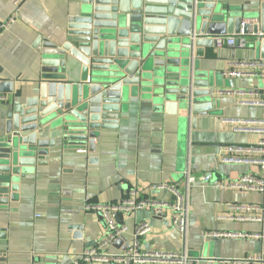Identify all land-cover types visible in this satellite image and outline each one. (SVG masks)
Masks as SVG:
<instances>
[{
  "label": "crops",
  "instance_id": "1",
  "mask_svg": "<svg viewBox=\"0 0 264 264\" xmlns=\"http://www.w3.org/2000/svg\"><path fill=\"white\" fill-rule=\"evenodd\" d=\"M78 2L24 0L14 7L13 0H0V22L14 18L10 27L0 32V82H11L13 90L11 95L1 94L6 102H0V120L10 100L21 101L34 93L41 43H60L67 19ZM253 18L258 19L256 15ZM237 60L255 59L252 51L226 46L205 48L203 58H193L199 70L220 73L223 89H233L232 97L220 95L217 115L198 118L196 129L188 130L186 135L178 133L174 119L158 115L150 100L138 97L122 106L115 129L100 132L94 152L84 147L63 149L60 141H56L55 147L47 150L43 166L23 170L25 175L19 180L17 191L10 194L13 200L0 212V264H73L76 255L96 247L105 234L101 214L86 211V204L114 205L131 199L132 192L140 200L168 202L170 194L152 193L147 188L172 183L182 191L183 172L187 168L195 182L189 188L186 235L171 225L169 213L160 216L150 210L128 215L116 213L118 220L114 221L125 225L127 231L120 236L121 245L117 248L112 244L108 253L117 254L131 246L133 228L147 222L151 233L139 239L141 252L179 255L186 251L193 260L213 257L226 264L260 257L264 193L219 186L260 172L252 164L222 162L229 145H252L262 138L254 133H235L233 125L227 123L264 118V108L240 107L235 95L239 90L263 89L264 80L222 76L228 63ZM229 204L260 208L248 215L262 221H219L218 216ZM72 227H79L80 231L75 232ZM212 233L239 235L208 238ZM243 234L260 238H244Z\"/></svg>",
  "mask_w": 264,
  "mask_h": 264
},
{
  "label": "water",
  "instance_id": "2",
  "mask_svg": "<svg viewBox=\"0 0 264 264\" xmlns=\"http://www.w3.org/2000/svg\"><path fill=\"white\" fill-rule=\"evenodd\" d=\"M254 15L258 24L242 25ZM241 30L248 53L264 61V0H79L60 43H41L34 93L10 100L0 120V212L13 200L23 170L43 166L56 141L63 149L94 152L100 132L116 128L130 99L147 98L185 135L198 118L217 115L225 96L217 93L233 88L223 89L220 73L199 70L193 58L215 48L214 37ZM0 94H13L12 83L0 82ZM260 244L255 264H264V237ZM196 261L226 264L213 257Z\"/></svg>",
  "mask_w": 264,
  "mask_h": 264
},
{
  "label": "built area",
  "instance_id": "3",
  "mask_svg": "<svg viewBox=\"0 0 264 264\" xmlns=\"http://www.w3.org/2000/svg\"><path fill=\"white\" fill-rule=\"evenodd\" d=\"M24 0H13V6L18 7ZM14 22V18L10 17L5 22H0V32L7 30ZM258 24V19H247L242 22V25ZM214 46L217 49H222L224 46L230 49H246L248 46V38L240 31L237 36L214 37ZM224 77L230 79H258L264 80V61L258 60H237L228 63V68L223 73ZM217 94H225L227 97H232V90L229 92ZM237 96V105L240 107H257L264 108V90H239L235 93ZM235 96V97H236ZM0 102H6V97L0 94ZM233 125L232 131L235 133H254L262 137L257 143L252 145H229L226 148L227 155L223 159V163L235 164H252L259 169L258 174H248L239 179L238 182L231 184L220 183L222 188H229L244 192L264 193V118L258 120H234L227 121ZM83 152V151H80ZM243 153L252 155L250 158L241 156ZM185 180L184 190L180 191L178 187L171 184L160 183L150 185L147 190L152 193L165 192L170 194L171 200L168 202L157 203L149 199L137 198V194L132 192V198L121 201L110 206H94L86 204V211H95L101 214L105 225V234L99 244L83 253L76 255L73 259V264H196V260L190 259L186 251L182 254L174 253H147L139 250V239L151 233V225L147 222L137 224L132 232V244L127 249L117 254L108 253V248L125 234L127 228L125 225L117 224L114 221V214H134L142 210H150L153 215H163L169 213L171 215V225L178 229L181 235H186L189 215V188L195 182L191 170L187 168L183 172ZM201 181L206 179L200 178ZM258 207L252 205H237L229 204L226 206L224 213L218 216L219 221H237V222H261L259 217L248 215L249 212L258 211ZM245 213V214H242ZM236 236L239 233L208 234V238H216L221 236ZM244 238L259 239L260 235L243 234ZM262 238V237H261ZM260 257H248L245 261L232 262V264H255L260 262Z\"/></svg>",
  "mask_w": 264,
  "mask_h": 264
},
{
  "label": "rangeland",
  "instance_id": "4",
  "mask_svg": "<svg viewBox=\"0 0 264 264\" xmlns=\"http://www.w3.org/2000/svg\"><path fill=\"white\" fill-rule=\"evenodd\" d=\"M248 41H249V39H248Z\"/></svg>",
  "mask_w": 264,
  "mask_h": 264
}]
</instances>
